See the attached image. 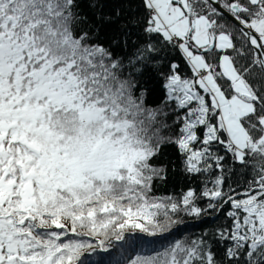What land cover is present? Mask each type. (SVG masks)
I'll list each match as a JSON object with an SVG mask.
<instances>
[{
	"label": "snow or ice",
	"instance_id": "snow-or-ice-1",
	"mask_svg": "<svg viewBox=\"0 0 264 264\" xmlns=\"http://www.w3.org/2000/svg\"><path fill=\"white\" fill-rule=\"evenodd\" d=\"M264 264V0H0V264Z\"/></svg>",
	"mask_w": 264,
	"mask_h": 264
},
{
	"label": "trees",
	"instance_id": "trees-1",
	"mask_svg": "<svg viewBox=\"0 0 264 264\" xmlns=\"http://www.w3.org/2000/svg\"><path fill=\"white\" fill-rule=\"evenodd\" d=\"M116 259L117 256L114 250L109 252L97 250L94 253L87 254L85 257L86 264H114Z\"/></svg>",
	"mask_w": 264,
	"mask_h": 264
}]
</instances>
